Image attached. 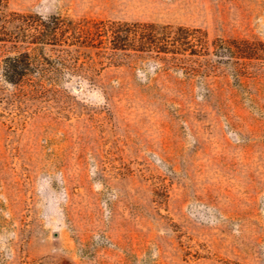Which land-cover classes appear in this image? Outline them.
I'll use <instances>...</instances> for the list:
<instances>
[{"label":"rangeland","instance_id":"374dc122","mask_svg":"<svg viewBox=\"0 0 264 264\" xmlns=\"http://www.w3.org/2000/svg\"><path fill=\"white\" fill-rule=\"evenodd\" d=\"M0 8L27 47L50 15L188 40L178 63L82 70L46 45L50 63L25 70L43 81L0 78V264H264V0Z\"/></svg>","mask_w":264,"mask_h":264},{"label":"trees","instance_id":"16d2710c","mask_svg":"<svg viewBox=\"0 0 264 264\" xmlns=\"http://www.w3.org/2000/svg\"><path fill=\"white\" fill-rule=\"evenodd\" d=\"M3 15L0 8V29L5 22ZM14 19L20 23L29 21L23 16L10 18ZM33 23L35 34L31 35L30 42L35 45L30 47H27L25 40L17 36V31L0 30V78L4 82L17 84L24 80L32 83L43 81L38 76L28 78L25 70L34 66L43 68L50 63L48 57L43 55L46 45L55 53L60 63H70L73 69L82 70L104 62L117 66L129 59L178 63L184 59L186 50L181 46L188 44L185 28H172L153 23L89 24L88 21L72 22L57 15H50L45 19L38 17ZM199 41L200 47H203L205 40L200 37ZM69 45L76 47L72 49L65 47ZM4 53L7 54L3 56ZM87 80L90 83L96 81L90 76Z\"/></svg>","mask_w":264,"mask_h":264}]
</instances>
